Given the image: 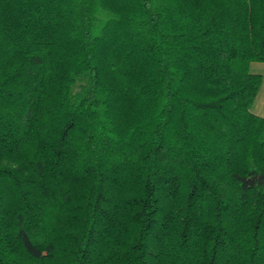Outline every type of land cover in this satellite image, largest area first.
<instances>
[{"label":"trees","instance_id":"obj_1","mask_svg":"<svg viewBox=\"0 0 264 264\" xmlns=\"http://www.w3.org/2000/svg\"><path fill=\"white\" fill-rule=\"evenodd\" d=\"M264 0H0V264H264Z\"/></svg>","mask_w":264,"mask_h":264},{"label":"rangeland","instance_id":"obj_2","mask_svg":"<svg viewBox=\"0 0 264 264\" xmlns=\"http://www.w3.org/2000/svg\"><path fill=\"white\" fill-rule=\"evenodd\" d=\"M251 71L253 72H258L260 74H262L263 78H264V62H254L251 67H250ZM263 92H262V97H261V102L262 103H258V111H264V82H263Z\"/></svg>","mask_w":264,"mask_h":264},{"label":"crops","instance_id":"obj_3","mask_svg":"<svg viewBox=\"0 0 264 264\" xmlns=\"http://www.w3.org/2000/svg\"><path fill=\"white\" fill-rule=\"evenodd\" d=\"M253 64V63H252ZM251 64V65H252ZM253 72V71H252ZM254 73H258V72H254ZM260 74V73H259ZM263 86V85H262ZM262 92H263V87H262V89H261V91H260V94H259V96H258V98H257V101H256V104H255V106H254V112L256 113V114H258V115H264V111H258V103H262L261 102V97H262Z\"/></svg>","mask_w":264,"mask_h":264}]
</instances>
